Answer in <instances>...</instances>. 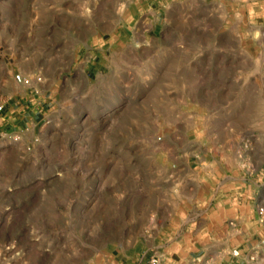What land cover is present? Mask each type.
<instances>
[{
	"label": "rangeland",
	"instance_id": "rangeland-1",
	"mask_svg": "<svg viewBox=\"0 0 264 264\" xmlns=\"http://www.w3.org/2000/svg\"><path fill=\"white\" fill-rule=\"evenodd\" d=\"M0 102V264L162 259L264 170V0H0Z\"/></svg>",
	"mask_w": 264,
	"mask_h": 264
},
{
	"label": "crops",
	"instance_id": "crops-1",
	"mask_svg": "<svg viewBox=\"0 0 264 264\" xmlns=\"http://www.w3.org/2000/svg\"><path fill=\"white\" fill-rule=\"evenodd\" d=\"M31 100L37 110L29 116L18 114L15 118L12 116L14 110H9L7 127L17 120L16 124L34 129L42 121V111L48 106L47 98L39 96ZM263 172L252 174L248 183L243 179L232 187L215 188L213 196L199 211L201 221L173 238H177L173 243L176 248L161 259V264H209L208 257L218 264H255L243 256L232 257L231 251L238 248L243 253H250L258 239L263 238L264 227L259 224L256 214L257 206L264 205ZM139 260L144 261L143 257Z\"/></svg>",
	"mask_w": 264,
	"mask_h": 264
},
{
	"label": "built area",
	"instance_id": "built-area-1",
	"mask_svg": "<svg viewBox=\"0 0 264 264\" xmlns=\"http://www.w3.org/2000/svg\"><path fill=\"white\" fill-rule=\"evenodd\" d=\"M13 80L18 85L23 86L26 89L30 90L32 95H38L37 97L41 95L40 87L44 84V79L42 75L34 74L27 76L18 73L13 76ZM31 105H34V102H31ZM4 112H5V103L0 102V123L2 122V114ZM256 214L259 224L264 226V205L257 206ZM254 249L255 248H253L250 253L247 252L243 253L240 249L236 248L231 251V256L232 257L243 256L248 261L255 263L257 261L258 255ZM130 264H161V257L157 254H153L152 256L149 257L148 260L144 262L140 260H135V261H131Z\"/></svg>",
	"mask_w": 264,
	"mask_h": 264
}]
</instances>
